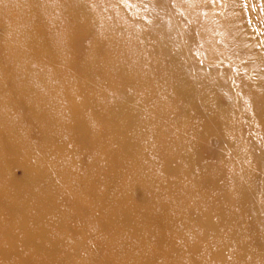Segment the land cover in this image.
I'll return each mask as SVG.
<instances>
[{"label":"bare ground","instance_id":"6f19581e","mask_svg":"<svg viewBox=\"0 0 264 264\" xmlns=\"http://www.w3.org/2000/svg\"><path fill=\"white\" fill-rule=\"evenodd\" d=\"M173 1L199 32L208 60L253 55L235 0H226L219 14L199 3L191 7V0ZM102 9L117 20L104 21L99 28L101 16H106ZM98 11L103 14L98 16ZM0 27L5 30L0 36V115L5 114L0 125L6 123L0 142L5 151L24 157V149L32 145L25 139L26 128L19 121L14 124L10 112L21 101L14 73L24 61L35 59L45 62L41 68L51 69L40 73L43 88H31L36 100L32 120L45 139L61 143L57 150L62 154L48 162L50 155L38 148L47 163L37 171L40 184L28 186L23 194L6 188L7 179L0 174V229L5 238L13 234L3 226L13 224L21 212L22 222L34 216L33 223L41 226L27 229L26 241H35L51 264H264V174L246 156L249 149L238 137L243 122L235 110L242 101L230 77L218 74L210 80L195 63L177 19L169 18L163 26L126 20L112 0H0ZM82 30L92 35L88 50L93 54L78 61L73 46ZM212 32L218 38L211 41ZM121 42L128 43L125 50ZM105 60L115 67H110L114 85L118 77L132 75L122 99L131 113L126 119L136 127L133 137L119 115L103 118L104 99L92 96L85 86L104 76L100 69L106 67ZM65 77L73 78L71 88L63 85ZM77 87L82 101L76 99ZM124 89L114 90L118 95ZM209 91L232 92L234 110L219 113L226 118L225 129L219 127V117L210 120L205 113L221 108L217 96L208 98ZM184 95H198L186 118L173 111ZM60 96L68 112L55 105ZM258 106L264 131V102ZM82 111L90 116H79ZM210 134L224 149L222 159L206 163L201 147ZM83 150L87 162L75 166ZM32 173L27 170L24 181ZM134 179L148 190L139 201L137 190L128 188ZM25 194L35 196L31 204H26ZM61 238L76 240L79 257L68 254L69 261L62 259ZM120 247L128 248L131 256L120 257ZM11 253L0 244V257ZM15 264L30 263L22 258Z\"/></svg>","mask_w":264,"mask_h":264},{"label":"rangeland","instance_id":"374dc122","mask_svg":"<svg viewBox=\"0 0 264 264\" xmlns=\"http://www.w3.org/2000/svg\"><path fill=\"white\" fill-rule=\"evenodd\" d=\"M27 0H21L22 3L26 4ZM115 6H118L122 12V15L126 20H134L139 21L144 25H148L151 22H155L160 26L166 24V21L169 18L177 19L181 24V31L183 35H185L187 40V46L189 50L190 56L193 58L195 63L202 69V71L210 77H216L218 74H223L225 77H230L232 79L233 85L237 88V96L238 99L242 101V104L238 106L235 110V113L239 119L243 122L242 130L238 132V137L242 140L243 144L249 149V154L246 155L250 157L251 160H254L256 165H258L260 173L264 174V131H262L261 124L262 120L259 118V114L261 112L260 107L258 106L259 101L264 102V0H235L234 7L235 12L241 19V22L247 29V33L250 39V47L253 55L249 53L240 54L235 58H230L228 56L220 57L217 61L208 60L205 57V50L202 48L199 42V32L196 30L194 26H192V21L189 19L187 14H184L182 9L179 6L174 4L173 0H112ZM198 3L201 6L213 9L215 13H221V9L226 5V0H191V7H195ZM196 5V6H197ZM210 5V6H208ZM214 5V8H213ZM20 6H22L20 4ZM210 9V10H211ZM156 10L160 11L159 13ZM103 13L106 16H101L99 24V28L103 27V22L113 23L115 20L113 16L107 14L104 9H102ZM100 11L96 14L100 16ZM15 14H17L15 12ZM123 26L128 27L126 22L122 23ZM5 33L4 28L0 27V36H3ZM210 40H215L218 38L215 32L209 34ZM215 37V38H214ZM92 41V35L88 32L82 30V32L78 33L75 39V44L73 46V55L78 57V61L84 60L86 54L88 59L90 60L92 57L91 49L88 50ZM152 41H148L149 44ZM119 45L124 47L128 45L127 42H121ZM233 53H235L233 51ZM86 60V62L88 61ZM84 62V63H86ZM135 63V60H132ZM45 62H39L35 59H28L23 62V66L20 63H17L16 66H21V70H16L13 77V82L18 87V99L21 101L18 102L16 106V110L11 111V116L14 118V124L18 121L20 124L26 128L25 133L27 134L26 140L32 144L31 146L25 148L27 151L26 157L20 156L16 151H12L11 149L5 148L0 142V154L2 155V160H0V169L1 176L4 175L7 179L3 184L6 188L13 189L17 192L24 193L28 186H37L40 184L39 176L37 174L38 170H44L45 164L47 163L41 154L38 152V148L42 146L48 156V162L51 159H56L61 154V151L57 150L61 143L53 142L49 139H45L44 134L40 128H38L32 118V110L35 104V96L32 89L43 88L41 84V76L40 74L43 68L50 70V66H43L42 64ZM61 64V63H60ZM105 68H101L100 71L104 74L103 77H100V80L90 81L88 84H85L86 87L90 88V93L92 96H99L101 99H104L102 103H100V107L105 111L103 112L104 119H110L114 116H118V120L120 122L125 121L128 124L126 127V131L129 136L133 137L136 135L134 132L135 128L129 120L126 119V116L131 114L128 108V105L124 103V99H122V95H128V77H132V75H122L118 77L117 84L114 85L112 83V77L114 73L110 70V67L115 68L113 65H110L107 60H105ZM133 69L139 70L136 66L131 67ZM246 72V74H243ZM245 75L244 77H242ZM2 74H0V80ZM109 76V77H108ZM242 77V78H241ZM236 78V79H235ZM57 81V80H56ZM43 83V82H42ZM249 84V86H248ZM65 86H69L70 88L73 86V78L65 77V82L63 83ZM34 86V87H33ZM117 87L125 88L121 94H116L115 90ZM32 88V89H31ZM234 88V91H235ZM92 90V92H91ZM78 92V93H77ZM79 91V87L76 88V99L78 101L83 100V96ZM253 93V96L251 94ZM232 92L229 94L227 91H223L220 94L209 91L208 98L218 97L219 103L221 104V108L218 110H207L205 113L210 118L215 116L219 121V127L221 129H225L227 126V122L223 119H226L224 115L219 114L224 110H234L235 106L233 104V100L230 98ZM188 95H184V98L178 102V104H174V113L176 116H181L186 118V109L191 105L192 101H197L198 95L194 97H187ZM137 101L141 99L140 95L136 96ZM56 106L60 107L62 110H67L66 104L64 103L63 97H57ZM178 100V99H176ZM175 101V100H174ZM222 110V111H220ZM3 112L6 109H2ZM217 111V112H215ZM215 112V115H214ZM121 114V115H120ZM224 114V113H223ZM4 113H1V117L4 118ZM79 116H90L85 112H81ZM236 117V116H235ZM236 117V118H237ZM1 118V119H2ZM8 124V123H7ZM9 125V124H8ZM37 125L38 122H37ZM40 129V131H39ZM0 131L6 132V123L0 125ZM70 130H65L63 132H67ZM68 133V132H67ZM6 134V133H5ZM213 138V139H212ZM216 140V141H215ZM13 143V142H12ZM14 145V143H13ZM33 147L35 149H33ZM131 148V147H130ZM218 148V149H216ZM220 149V150H219ZM223 146H221L219 140L215 136L211 134L208 135L206 141L201 147L202 157L206 163H213L221 158V154L223 151ZM72 155L71 153L69 154ZM88 154L85 150L80 151L77 155L76 159L79 162L75 166L81 167L83 164L87 162ZM128 156V150L126 152ZM1 159V158H0ZM41 159V160H40ZM234 166V165H232ZM32 169L34 172L32 173ZM27 170H30L32 175H29L24 181L25 173ZM145 173V172H144ZM160 176V175H159ZM264 180L260 184V191L264 193ZM11 186V187H10ZM129 189H136L135 198L139 201L140 199L145 198V191L147 189L142 187V183L136 182L135 179L128 187ZM23 199H28L26 204H31L35 198V196H31L28 194L23 195ZM23 199H20L18 202V206L22 208ZM262 214L261 217L264 220V201L261 206ZM17 220L13 224L8 221L3 227L12 232L13 237L11 239L5 238L4 230L0 229V244L6 251H12L11 254L6 255L4 258L0 257V261L6 264L16 263L20 261L22 258L29 262L30 264H51L50 256L48 253L44 251H40L38 249V245H36L35 241H26L29 236L27 234V229L35 228L34 216H30L26 222H22L20 220L21 212L19 213ZM170 222L174 223L173 220ZM38 229L41 228L40 225L36 226ZM64 234V233H63ZM129 236H131L129 234ZM131 239V237H129ZM251 238V237H250ZM253 238V237H252ZM63 252L61 255L63 256V260L69 261L68 254L70 257H79L81 252V246L76 242L75 239L70 238H61ZM177 244L175 245V248ZM120 257L129 258L131 256V252L128 248L120 247ZM176 252V251H174ZM187 255V254H186Z\"/></svg>","mask_w":264,"mask_h":264}]
</instances>
